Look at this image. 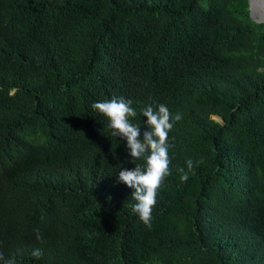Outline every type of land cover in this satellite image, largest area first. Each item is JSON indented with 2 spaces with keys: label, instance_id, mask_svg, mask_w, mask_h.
Masks as SVG:
<instances>
[{
  "label": "trees",
  "instance_id": "obj_1",
  "mask_svg": "<svg viewBox=\"0 0 264 264\" xmlns=\"http://www.w3.org/2000/svg\"><path fill=\"white\" fill-rule=\"evenodd\" d=\"M114 96L133 100L142 131L148 103L182 115L151 229L117 182L135 167L126 140L92 108ZM0 251L264 264V22L248 0H0Z\"/></svg>",
  "mask_w": 264,
  "mask_h": 264
},
{
  "label": "clouds",
  "instance_id": "obj_2",
  "mask_svg": "<svg viewBox=\"0 0 264 264\" xmlns=\"http://www.w3.org/2000/svg\"><path fill=\"white\" fill-rule=\"evenodd\" d=\"M133 100L124 96H114L110 100L95 102L92 108L108 119V128L111 136L126 140L128 155L135 163V167L120 168L117 182L124 183L133 189L131 197L136 201L132 205V212L139 216L143 224L151 229L152 212L156 205L158 189L161 188L165 178L171 175L169 148V132L177 121L182 119L180 113H171L169 108L155 101L146 104L140 114L146 117V128L142 131L141 123H133L138 113L133 107ZM142 137V138H141ZM143 159L144 165L136 163ZM188 172L184 168H178L181 180L189 178V172L193 170V160L186 161ZM203 163V160L197 162ZM36 239L42 241L40 230L34 229ZM31 255L39 259L43 252L40 248L32 251ZM0 264H17L16 256L6 257L0 251Z\"/></svg>",
  "mask_w": 264,
  "mask_h": 264
},
{
  "label": "water",
  "instance_id": "obj_3",
  "mask_svg": "<svg viewBox=\"0 0 264 264\" xmlns=\"http://www.w3.org/2000/svg\"><path fill=\"white\" fill-rule=\"evenodd\" d=\"M264 2V0H262ZM251 2L252 0H248V9H249V15L251 19L257 23L264 22V9L258 13L257 15H254L251 8Z\"/></svg>",
  "mask_w": 264,
  "mask_h": 264
},
{
  "label": "bare ground",
  "instance_id": "obj_4",
  "mask_svg": "<svg viewBox=\"0 0 264 264\" xmlns=\"http://www.w3.org/2000/svg\"><path fill=\"white\" fill-rule=\"evenodd\" d=\"M251 8L254 15H257L264 9V2L262 0H252Z\"/></svg>",
  "mask_w": 264,
  "mask_h": 264
}]
</instances>
